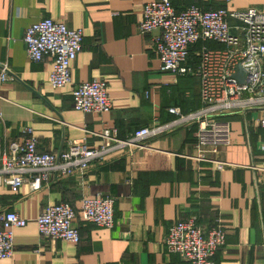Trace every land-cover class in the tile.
Listing matches in <instances>:
<instances>
[{"label": "crops", "instance_id": "obj_1", "mask_svg": "<svg viewBox=\"0 0 264 264\" xmlns=\"http://www.w3.org/2000/svg\"><path fill=\"white\" fill-rule=\"evenodd\" d=\"M150 1L0 0V69L5 64L9 70L8 80L0 82L3 147L20 144L25 129L37 138L38 152L59 153L83 140L99 147L101 138L90 133L116 130L124 140L140 128L174 120L169 108L182 114L195 108L198 79L161 72L151 46L157 32L138 30ZM170 1L176 11L190 5L264 11V0ZM43 19L83 34L82 50L70 65L71 81L60 89L48 82L50 58L30 62L22 40L26 28ZM94 80L105 83L111 109L103 114L76 111L72 90ZM262 115L223 118L231 133L230 144L215 155L227 164L222 171L187 159L195 142L193 125L146 140L141 149L110 152L89 166L81 182L77 174L51 178L32 192L27 176L16 193L0 183V214L12 211L27 221L13 232L12 257L0 264H187L168 252L164 238L172 223L189 218L203 230L220 222L225 241L214 264H264ZM96 196L114 201L111 229L77 218L78 244L39 237L35 220L46 206L67 203L79 212L83 198Z\"/></svg>", "mask_w": 264, "mask_h": 264}, {"label": "built area", "instance_id": "obj_2", "mask_svg": "<svg viewBox=\"0 0 264 264\" xmlns=\"http://www.w3.org/2000/svg\"><path fill=\"white\" fill-rule=\"evenodd\" d=\"M138 30L143 35L157 32L151 46L161 72L172 77L193 76L199 82L198 109L182 114L177 107L167 109L175 119L166 124H154L136 130L122 140L116 130L111 134L90 133L102 140L99 147L89 146L84 140L70 144L59 153L38 152V140L31 129L23 131L20 144L3 147L0 133V183L18 192L29 176L30 188L36 192L51 178H66L73 174L81 182L93 162H101L112 151L144 148V142L169 133L177 126L191 129L196 125L192 154L187 159L197 165L212 164L222 171L227 164L215 159L218 151L230 144V124L227 115L259 112V125L264 129V11L202 10L190 5L176 11L170 0H152L142 9ZM26 56L39 63L50 58L52 70L48 82L60 89L71 81V63L82 50L81 30L68 29L64 24L43 19L26 28L23 36ZM199 48L192 52V48ZM213 45V46H210ZM197 59L189 62L190 55ZM243 76L237 77V67ZM9 70L1 64L0 82L7 81ZM242 80V82H240ZM73 107L84 114H103L111 109L106 85L102 81L84 82L71 93ZM264 151V144H261ZM114 201L109 197L83 198L80 219L98 228L111 229L114 224ZM75 210L67 203L46 206L35 220L40 238L80 242L74 225ZM27 221L15 212L0 214V261L13 254V232L24 228ZM225 232L216 221L203 230L195 220L172 223L164 238L168 252L187 264H214L217 249L224 245Z\"/></svg>", "mask_w": 264, "mask_h": 264}, {"label": "trees", "instance_id": "obj_3", "mask_svg": "<svg viewBox=\"0 0 264 264\" xmlns=\"http://www.w3.org/2000/svg\"><path fill=\"white\" fill-rule=\"evenodd\" d=\"M199 44H197V45H195L193 48H192V52L193 51H196L198 48H199ZM196 61H197V59L195 58V56H193V54H191L190 55V57H189V62L190 63H192L193 65H195L196 64ZM198 101H199V98H198V100H197V104H196V106H195V108H193V109H191V110H182L185 114L186 113H188V111L190 112H192V111H194V110H196V109H198L199 108V106H200V103H198ZM75 210V209H74ZM75 212H76V219L77 218H80V215H79V212H77L76 210H75Z\"/></svg>", "mask_w": 264, "mask_h": 264}, {"label": "water", "instance_id": "obj_4", "mask_svg": "<svg viewBox=\"0 0 264 264\" xmlns=\"http://www.w3.org/2000/svg\"><path fill=\"white\" fill-rule=\"evenodd\" d=\"M237 71H238V75H237L238 78L240 76H243L242 71H241V68L239 66L237 67ZM240 82H242V80H240Z\"/></svg>", "mask_w": 264, "mask_h": 264}]
</instances>
